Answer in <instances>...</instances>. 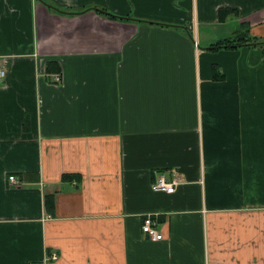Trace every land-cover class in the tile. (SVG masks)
Here are the masks:
<instances>
[{"label":"crops","instance_id":"1","mask_svg":"<svg viewBox=\"0 0 264 264\" xmlns=\"http://www.w3.org/2000/svg\"><path fill=\"white\" fill-rule=\"evenodd\" d=\"M238 31L264 0H0V264H264V48H210Z\"/></svg>","mask_w":264,"mask_h":264},{"label":"built area","instance_id":"2","mask_svg":"<svg viewBox=\"0 0 264 264\" xmlns=\"http://www.w3.org/2000/svg\"><path fill=\"white\" fill-rule=\"evenodd\" d=\"M56 75V80H60V75L59 74H55ZM6 76V69L4 68V66L1 65L0 63V79H4ZM9 180H15V175H10ZM180 179L177 178H173L172 180L167 179L166 176H164L163 174L161 176L158 177V179L153 183V185H151V187H153V189L155 190H163L166 192H174L177 188V184H179ZM158 221L157 218L151 214H145L144 218H143V223H142V230L143 232H145L146 234H148V236L151 239L154 240H162L164 239V235L162 232H160L157 228ZM57 251H53L50 256H49V260H56L58 258L57 255Z\"/></svg>","mask_w":264,"mask_h":264},{"label":"trees","instance_id":"3","mask_svg":"<svg viewBox=\"0 0 264 264\" xmlns=\"http://www.w3.org/2000/svg\"><path fill=\"white\" fill-rule=\"evenodd\" d=\"M87 9H91V8H85V10ZM54 10H57L59 12H62V10H60V8L58 7H54ZM227 12L226 11H223L221 10L220 12V17H221V20H224V17L223 15H225ZM72 14H75V13H72ZM114 16V14H112ZM244 25V24H243ZM243 25H240V29L243 28L244 26ZM239 32V31H238ZM244 43H249V45H260L264 48V40L262 39H257V38H254V37H251V38H248L246 36V34L242 33V32H239L238 34H236L235 36L233 37H228V38H225L224 40H220V41H217V42H214L210 48L212 50H215V49H222V48H234V47H237V46H240V45H243ZM49 70L50 71H53V70H56V65L53 66L52 62L49 63ZM215 67H217L216 65H214L212 68H213V72H215ZM66 177V176H64ZM48 198H51V200H53V196H49Z\"/></svg>","mask_w":264,"mask_h":264},{"label":"rangeland","instance_id":"4","mask_svg":"<svg viewBox=\"0 0 264 264\" xmlns=\"http://www.w3.org/2000/svg\"><path fill=\"white\" fill-rule=\"evenodd\" d=\"M131 18H132V17H131ZM227 29H230V30H231L230 25H228V26H226V27L223 28V30H227ZM211 30H212L214 33H216V32H217V33H220L219 30H216V29H214V28L211 29Z\"/></svg>","mask_w":264,"mask_h":264}]
</instances>
